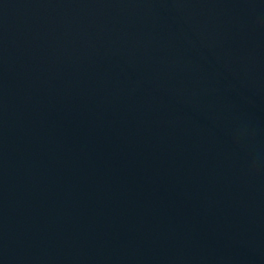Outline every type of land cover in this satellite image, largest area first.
<instances>
[{
    "label": "water",
    "instance_id": "1",
    "mask_svg": "<svg viewBox=\"0 0 264 264\" xmlns=\"http://www.w3.org/2000/svg\"><path fill=\"white\" fill-rule=\"evenodd\" d=\"M0 264H264V0H0Z\"/></svg>",
    "mask_w": 264,
    "mask_h": 264
}]
</instances>
